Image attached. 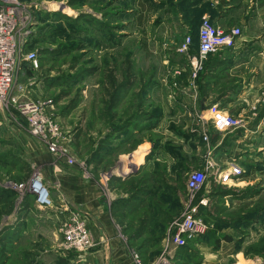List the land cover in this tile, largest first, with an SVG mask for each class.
<instances>
[{
  "label": "rangeland",
  "instance_id": "1",
  "mask_svg": "<svg viewBox=\"0 0 264 264\" xmlns=\"http://www.w3.org/2000/svg\"><path fill=\"white\" fill-rule=\"evenodd\" d=\"M158 1L163 5L167 4L168 9L170 0ZM149 2H13L16 11L15 31L19 42L15 81L9 94L14 103L9 101L2 109L14 120L17 119L50 154L51 171L44 173L42 163L35 161L31 164L32 171L28 176H7V179L0 176V184L2 182L5 185L6 189L3 190L7 194L17 193L20 203L24 200V193H30L28 188L32 179L44 174L51 181H55L54 176H82L88 181L97 180L105 200L108 198L106 192L114 188L128 190L129 196L135 193L138 197L130 204L119 205L111 199L107 203L113 224L128 250L127 264H160L165 258L170 264H259L260 258L264 261V104L261 94L259 101L254 103L258 106L255 121L261 126L256 148L252 150L254 157H229V161H237L242 169L233 185L216 183L207 174L200 191L195 194L189 192L186 174L201 168L199 159L196 161L194 157H181L185 164L183 175L175 173L167 176L162 170L158 176H148L149 173L143 170L139 176L131 177L125 182H113L109 176L120 171L109 168L113 161L107 163L102 160L97 163L92 156L95 144L104 145L114 131L119 139L122 134V141L129 138L131 155L138 147H153L160 141L165 142L167 147L176 145L171 144L168 134L135 133L161 118L163 121L170 120V111L177 108V103L169 100L170 87L164 85L167 88L159 90L153 81L154 78L157 81V77L163 80L169 73L159 53L161 42L155 44V39L158 38L150 35L151 45L146 46L145 29L144 32L139 29L147 11L160 7L154 0ZM1 3L2 1L0 5ZM27 55H33V59H28ZM156 89L159 91L153 96ZM25 104H33L39 113L59 126L63 137L60 142L52 143L48 138L30 131L29 121L20 111V107ZM197 108L196 104L195 109ZM210 130L211 143L220 136ZM198 144L201 154L203 150L206 153L210 151L201 142ZM162 168L164 167H160ZM206 185H209L208 192H205ZM52 189L49 187L54 203L53 211L65 214L74 210L61 195L54 197ZM209 194L212 197L209 196L206 204L198 206L203 207L198 212L209 227L207 237L202 240L195 237L184 248L176 247L172 242L175 222L182 218L191 205ZM32 199L35 200L34 197ZM158 201L163 204L153 208ZM63 202L67 203L65 204L69 210L59 207ZM78 209L83 211V208L75 210ZM8 210L2 208L0 224L3 217L10 213ZM18 211L22 217L28 214V220L24 224V227H29L25 234V244L13 254V245L9 242L13 230L2 227L0 264L91 262L89 254L97 248L100 240L94 238V246L81 255L74 252L63 253L58 247L59 233L57 240L51 233V240L48 242L43 231L49 225L47 232H54L53 222L47 224L44 219L52 211L39 209L35 203L31 211L20 208ZM81 217L88 225L87 215L84 213ZM63 220L65 218L56 221L58 230ZM89 229L92 231V228ZM224 230H229L230 234L224 233ZM223 241L232 243L231 249H227L226 246L230 245L223 244ZM229 250L233 253L228 259L216 260L208 255L228 253ZM236 252L241 253L238 258L235 257ZM78 260L82 261L76 262ZM92 264L102 263L92 259Z\"/></svg>",
  "mask_w": 264,
  "mask_h": 264
},
{
  "label": "crops",
  "instance_id": "2",
  "mask_svg": "<svg viewBox=\"0 0 264 264\" xmlns=\"http://www.w3.org/2000/svg\"><path fill=\"white\" fill-rule=\"evenodd\" d=\"M146 1L150 3V0ZM154 3L160 4V7L147 11V16L139 29L143 32L145 29L146 46L151 45V39L148 37L150 35L158 38L155 39V44L161 42L159 53L169 73L163 80L157 77V81L155 78L153 81L161 90L163 87L167 88L164 85L170 87L171 79L177 77L176 87H168L169 100L176 102L177 108L170 111V120L163 121L161 118L148 128L142 127L135 133L168 134L171 144L176 145L167 147L165 142L160 141L157 145L151 146L153 148L151 152V147L146 146L142 149L138 147L136 154L133 151L131 155L129 138L122 141V134L119 139L114 131L104 145L95 144L94 155H92L97 163L102 160H106L107 163L113 161L109 168L112 171L120 170L116 174L113 173V176H109L113 182H125L131 177L139 176L143 170L149 173L148 176H158L162 170L167 176L175 173L183 175L185 164L181 157H194L196 161L199 159L197 163L203 168L206 160L212 156L218 167H225L230 156L254 157L252 150L256 148L255 143L259 139L258 133L261 126L255 121L258 117V106L256 107L254 103L259 101L264 89V0H170L168 9H166L167 4L163 5L161 1L154 0ZM203 16H208L223 29L238 26L241 28V35L233 46H223L209 54L196 72V76L193 77V62L198 51V27ZM185 35L192 37L188 56L176 51V47ZM158 89L153 92V96L159 91ZM196 104L197 109H195ZM211 104H217L223 112L232 117L241 118L244 125L218 132L212 126L207 110ZM201 115L206 120H201ZM210 129L220 136L217 141H211V143L209 142ZM204 132L208 136L207 143L201 140V134ZM198 142L209 147V152L212 153L209 154L203 150L201 154ZM148 152L150 154H147ZM35 161L42 163L44 173L51 171L50 154L17 119L14 120L4 112V109H0V176H4L5 179L7 176H28L32 171L31 164ZM160 167L164 168L160 169ZM209 176L214 181L213 176ZM41 177L48 187L53 188L54 197L61 195L74 210L83 208L80 213L87 215L88 226L92 228L94 238L100 240L97 248L89 254V261H91L89 264H92V259L102 264H127L128 250L113 224L107 203L110 199L117 202L130 198L127 201V204H130L138 195L134 193L131 198L128 190L114 188L106 192L108 198L105 200L97 180L89 179L88 181L82 176H54L55 181H51L45 174ZM4 186L1 182L0 212L2 208L8 210L10 207L8 210L10 213L3 217L0 230L2 227L13 230V236L9 242L13 245L14 254L20 246L25 244V234L29 230V227H24L28 214L22 217L18 209L31 211L34 201L31 193H24V200L20 203L21 200L20 202L17 200L19 195L7 194L3 190L6 189ZM208 186L206 185L205 192L210 190ZM209 196L212 197V194L204 198L208 200ZM53 210L49 208L48 211H52V214L47 212L48 216H44L47 224L53 222L55 227L52 228L54 232L51 230L47 232L46 228L49 229V225L43 229L48 242L51 240V233L55 240L58 239L59 225L56 226V221L68 214ZM122 226L125 228V225ZM225 232L230 234L229 230H224ZM223 244L230 245L226 247L231 249L232 243L223 241ZM232 253L229 250L228 253L217 255L208 253V255L212 257L211 259L223 260L232 257ZM234 254L238 258L241 253ZM80 261L82 260L76 262ZM258 261L259 264H264L262 258Z\"/></svg>",
  "mask_w": 264,
  "mask_h": 264
},
{
  "label": "built area",
  "instance_id": "3",
  "mask_svg": "<svg viewBox=\"0 0 264 264\" xmlns=\"http://www.w3.org/2000/svg\"><path fill=\"white\" fill-rule=\"evenodd\" d=\"M0 109L6 107L7 103H14V99L9 97L15 81V72L17 67V54L19 51V42L15 31V10L13 2L16 0H0ZM241 35V28L238 26L223 29L217 26L208 16H203L198 27V51L193 62L192 76L201 68V64L211 53H214L223 46H233L237 38ZM192 44V37L185 35L183 40L176 47V51L181 55L188 56ZM33 55H27L28 59H33ZM25 57V58H26ZM176 78L173 77L170 87H176ZM261 101L264 104V89L261 92ZM212 126L218 132H224L229 128L240 127L244 122L239 117H232L223 112L217 104H211L208 108ZM22 114L26 115L29 121L30 131L43 138H48L52 143L60 142L62 132L59 126L47 119L42 113L37 111L33 104H25L20 107ZM201 120H206L201 115ZM202 139L207 141V133H202ZM212 152H209L211 154ZM242 169L235 160H230L225 167H218L212 156L206 160L205 166L201 169L192 170L186 174V187L189 192L195 194L200 191L205 178L208 174L213 176L214 182L233 185L235 179L240 175ZM29 191L34 197V203L39 209L54 208L50 190L42 179L41 175H36L30 185ZM207 199L202 198L198 203L191 205L184 213L181 219L175 222V232L172 242L176 247H182L188 241L193 240L204 234L208 230V225L198 216L199 205L206 204ZM64 210H69L64 203L59 206ZM68 216H64L60 223L58 233L60 241L59 250L63 253L74 252L79 255L85 253L94 246V237L87 223L82 219L80 211L70 210ZM160 264H170L168 259H162Z\"/></svg>",
  "mask_w": 264,
  "mask_h": 264
},
{
  "label": "trees",
  "instance_id": "4",
  "mask_svg": "<svg viewBox=\"0 0 264 264\" xmlns=\"http://www.w3.org/2000/svg\"><path fill=\"white\" fill-rule=\"evenodd\" d=\"M130 197L132 198V196H130ZM129 199H130V198H129ZM129 199H127V200H118L117 203H118L119 205H120V204H124V205H126V204L128 203L127 201H128ZM162 201H163L164 204H166V202H165L164 200H162ZM163 203H162L161 201H158V203H155V204H154L153 208H156V207H158L159 204H163ZM200 209H201V210H200ZM202 210H203V207L200 206V207H199V212H201ZM199 212H198V215H199ZM199 216H200V215H199ZM207 235H208V232H205L204 234H202V235H200L199 237H197V239H198V240L205 239V238L207 237ZM190 241H191V240H190ZM190 241H189V242H190ZM185 246H186V245H184V246H182V247L184 248ZM186 249L188 250V248H186Z\"/></svg>",
  "mask_w": 264,
  "mask_h": 264
},
{
  "label": "water",
  "instance_id": "5",
  "mask_svg": "<svg viewBox=\"0 0 264 264\" xmlns=\"http://www.w3.org/2000/svg\"><path fill=\"white\" fill-rule=\"evenodd\" d=\"M209 107V106H208Z\"/></svg>",
  "mask_w": 264,
  "mask_h": 264
}]
</instances>
